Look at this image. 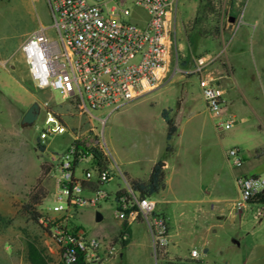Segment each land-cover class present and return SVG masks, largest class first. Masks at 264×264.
Listing matches in <instances>:
<instances>
[{"label": "rangeland", "instance_id": "374dc122", "mask_svg": "<svg viewBox=\"0 0 264 264\" xmlns=\"http://www.w3.org/2000/svg\"><path fill=\"white\" fill-rule=\"evenodd\" d=\"M87 1L102 4L103 10L107 11L117 0ZM211 1L220 6L221 31L217 38L212 34V13L198 14L197 23L192 22L205 0H178L170 45L177 70L157 88L109 113L106 109L92 112L105 118L102 126L96 120L91 122L112 178L99 185L107 194L106 199L99 202V210L91 205L78 207L76 210H81V214L70 219L69 226H75L86 235L114 230L117 223L112 217L114 192L127 191L130 178L145 179L152 163L164 159L167 163L164 169L166 186L160 194L168 200L173 214L191 226L193 223L199 226L201 222L219 225L217 234L211 233L206 237L200 264H250L253 249L258 245L262 247L258 256L264 264V208L261 204L242 209L234 207V198L239 195L235 174L241 166L232 165L224 155L230 147L237 146L245 163L255 173L264 175V68L253 61V77L239 96L243 108L237 113V120L230 129L217 131L205 104L200 102L197 79L215 76L224 67L223 52L238 27L244 0ZM18 7L17 0H0V53L9 54L14 50L25 28L27 15L20 13ZM123 8L128 9L129 15H120L121 20L133 21L143 17L141 10L128 1L124 2ZM25 9L30 15L34 14L31 7ZM38 14L45 20L42 10H38ZM215 51L221 52L213 63L211 61L200 73L193 71L192 62L197 56H212ZM0 59L5 57L0 56ZM5 67L9 71L0 66V142L4 138L11 141L24 166L27 163L30 168L35 163L37 169L41 164L43 168L28 191L12 196L5 192L4 186L0 189L2 196L7 194V198L0 200V264H29L27 242L35 243L49 264H55L57 251L54 241L39 218L53 216L48 210L55 202L53 177L57 169L52 157L56 158L67 148L71 136L69 132L52 135L43 139L42 149L37 147L41 127L39 116L29 125L21 124L20 116L14 119L15 107L18 103L30 105L32 101L38 106L43 101L57 104L61 99L53 89L37 90L31 85L18 49L6 58ZM221 80L229 85L230 91L235 90L232 81ZM229 99L228 96L225 103ZM28 105L21 108L19 115ZM52 108L64 115L62 118L66 123L76 121L65 115L63 105ZM164 109L168 116H182V122L170 140L172 153L168 156L164 153L166 127L160 115ZM193 110L196 113L184 121L185 115ZM6 127L11 130L10 135L4 131ZM85 166L86 162H79V168ZM34 192L41 195L38 203L32 206L40 214L37 222L21 208ZM158 197L153 196L154 199ZM95 211L101 213L100 220H94ZM205 235V232L204 235L199 232L179 237L178 252L185 255L192 247L200 250V242L205 241ZM164 249L165 246L157 248L156 252ZM151 262L162 264L153 259ZM139 264H145L144 260ZM163 264L170 263L165 261Z\"/></svg>", "mask_w": 264, "mask_h": 264}, {"label": "built area", "instance_id": "2783aa9c", "mask_svg": "<svg viewBox=\"0 0 264 264\" xmlns=\"http://www.w3.org/2000/svg\"><path fill=\"white\" fill-rule=\"evenodd\" d=\"M42 1L49 14V24L26 34L17 49L31 85L37 90L53 89L61 99V103L43 101L38 106L39 144L42 145L46 137L64 132L70 133L71 140L59 156L52 157L57 169L53 177L55 202L48 210L53 216L41 217L39 222L47 227L54 241L55 264H73L78 259L83 264H109L117 255L123 236L117 242L106 241L73 231L69 226L74 210L83 205L95 206L107 197L99 186L90 194H84L83 182L92 174L98 185L111 178L107 163L103 168L91 163V149L101 151L106 159L91 122L96 120L102 126L105 118L92 112L106 109L109 113L157 88L177 70L170 45L178 0H117L107 11L102 4L87 0ZM125 1L140 9L143 17L121 20L120 15H129L128 9L123 8ZM214 59L213 55L196 57L193 71L200 73ZM197 86L215 128L218 131L230 129L235 118L224 116L221 87L206 76L197 79ZM56 105H63L65 115L76 121L66 123L64 115L52 108ZM75 142L86 151L82 153ZM241 154L239 147L232 146L225 155L232 165L240 166ZM74 160L90 162L81 176L74 175ZM235 181L239 190L234 199L236 209L244 208L253 195L264 189V175L259 173L237 174ZM124 192L115 200L113 217L134 220L140 216L148 228L154 250L166 246L167 223L163 216L155 213L151 197H139L129 187ZM204 248L191 249L190 257H196Z\"/></svg>", "mask_w": 264, "mask_h": 264}, {"label": "crops", "instance_id": "0c3cea01", "mask_svg": "<svg viewBox=\"0 0 264 264\" xmlns=\"http://www.w3.org/2000/svg\"><path fill=\"white\" fill-rule=\"evenodd\" d=\"M17 4L20 7V13L22 12L23 14L25 13L27 15L26 16L27 21H26V25H24L25 28L23 29L18 42L14 46V50H12L9 54H6L5 52L0 53V56L5 57V59H0V66L5 70H8L5 67L6 58L11 56L17 50L24 36L29 32L37 29L39 26L48 25L50 21L47 8L42 0H37V1L17 0ZM27 7H31L34 10L33 15H30L28 11L25 9ZM38 10L43 11L45 15V20L41 19L40 15L38 14ZM228 28H231V26H229ZM221 51L212 52V55L215 56V59L212 61V63L216 60V58L218 57ZM223 53L225 60L224 67H221L219 69L217 75L215 76L206 75V77L213 78L214 82L221 87L222 98L224 100V103L228 99V96L230 97L229 101H227V103L224 104L225 105L224 116L225 117L233 116L236 121L238 118L237 113L241 111L243 108L242 104L239 101V96L242 93L243 88L248 87L250 83L249 79L253 77L252 76L253 61L255 60L259 66H263L264 68V0L243 1L238 27L236 31H234L232 38L228 40V44ZM205 55H209V54H205ZM205 55H200V56H205ZM192 66H193V62H192ZM221 79H223L224 82L232 81L235 90L232 89V91H230L228 89L229 85L227 83L223 84V81ZM199 94H200V90H199ZM200 102H203L205 104L203 98L200 99ZM25 105L28 104L25 103L17 104V106L15 107L14 119H16L18 116L20 117L22 116L23 113L19 115L20 110ZM205 108H206V104H205ZM194 111L195 110H193V112H188L187 115H185L186 120L184 119V121H187L190 115L192 114L194 115V113H196ZM206 111L208 112L207 108ZM209 116L213 120L210 114ZM169 117L173 122V124L175 125L177 131L178 124H181L182 122L181 121L182 116H180L179 118H174L173 116L172 117L169 116ZM4 131L7 132V135H10L11 130L9 127H6ZM16 150L17 148L8 139L4 138L0 142V189H2L1 187L4 186L5 192L7 194L10 193L12 196L18 195L23 190L28 191V189L34 183L40 171V168L37 169L35 163L31 164L30 168L28 167L27 163L24 166V163H22V159L20 158V156L17 155ZM171 153L168 155H171ZM225 154H227V151H225ZM242 160H243L242 165H240L241 167L237 170V174L255 173L253 168L249 167V165L245 163L243 156H242ZM84 162H86L85 167L79 168V163L75 165L74 175L81 176L82 172L85 169H88L87 167L90 165V162L89 161L88 162L84 161ZM166 165H167L166 161L162 159L161 166L163 167V172ZM237 174H235V176ZM147 177L148 174L145 179H139L137 177H132L130 179H139L145 181ZM163 181H164L163 189L160 190L158 193L154 194V195H159V197L157 199H154L153 198L154 195H153L151 199L154 201L155 213L163 216L167 223L168 243L165 246V249L163 250V252H156V250H154L151 243V238L148 228L140 216H137L134 220H117L113 217L112 214L113 219L117 221L115 229L110 230L104 234L98 231L92 235L102 238L103 240L106 241L111 240L113 242H117L115 238L118 236V233L122 232L121 236L124 237L123 239L124 243L119 248L117 255L110 260L109 264H139L140 260H144L145 264H151L152 259L154 261H159L162 264L165 263V261L170 264H200L201 263V255H203V252H200L196 257H190L189 253L184 255L178 252L179 243H180L179 237L186 236L187 234L196 235L199 232L203 233L204 235L205 232L206 233V235L204 236L205 241L203 242V240H201L199 247V248H204L205 246L203 245H206L205 244L207 240L206 237H208L211 233L217 234V227L219 225L214 222H210V223L201 222L199 226H197L195 223H193L191 226L188 225L187 222L181 221V219L177 218V216L174 215L171 209L169 208L168 206L169 202L166 199V197H162L160 194L165 189L166 186L164 177H163ZM83 185H84L83 191L84 194L86 195L90 194L99 186L98 183L96 182V178L94 174H92L91 178L88 181L83 182ZM7 194H4V196H2L0 193V200H3V198H7L6 197ZM112 201L114 204L115 203L114 195ZM98 204L95 206L92 205L91 206L96 210H99ZM250 205L253 204L248 203L244 208H247ZM261 206H263L264 208V205ZM95 212H98L100 214V219H101L102 218L101 213L99 211H95ZM95 212H94V217H95ZM80 214H81V210H76L73 217H76L77 215ZM70 228L71 230L76 232L80 231L75 226ZM261 248L262 247L260 245L254 247L252 255L250 257V264H263V262L261 261L262 259H260V257L258 256ZM191 249H193V247ZM204 255H206V253ZM100 264H107V263L102 262Z\"/></svg>", "mask_w": 264, "mask_h": 264}, {"label": "trees", "instance_id": "16d2710c", "mask_svg": "<svg viewBox=\"0 0 264 264\" xmlns=\"http://www.w3.org/2000/svg\"><path fill=\"white\" fill-rule=\"evenodd\" d=\"M210 3V4H209ZM219 5H217L215 2H212L211 0H205V4L203 8L200 10L198 9L195 13V16L192 20L194 24L197 23L196 18L198 14L206 13L207 15L211 14L214 15V24H213V38H217L220 34L221 27H220V9ZM203 31V30H201ZM204 32V31H203ZM199 57V56H197ZM162 119L164 120V123L166 125V132H165V144H164V153L166 155L171 153V145L170 140L172 136L174 135L176 131V127L171 121L170 117L167 114V110H162L160 113ZM76 148H78L82 153H84L86 150L78 144V142L74 143ZM39 149L43 148V145L38 144L37 146ZM91 155V163H95L99 168L105 167L106 159L101 153V151L97 149H91L90 152ZM78 162L76 160L73 161V166ZM43 168V164L40 165V170ZM45 169H49L45 167ZM164 172L163 167L161 166V160H157L153 163V165L150 168V171L148 173V177L145 181L139 180V179H130L129 180V188L133 193L142 194L144 197H152L154 194L158 193L160 190L164 187ZM97 182V181H96ZM120 194H125L122 190H117L114 193V199L118 197ZM41 195L38 193H32L28 196V200L25 204L21 206L22 211L30 217L31 220L34 222L38 221V218L40 217V214L36 212L33 209V205L37 204ZM249 204H261L264 205V189L262 191H259L253 197H251L248 200ZM122 232L118 233V236L115 238L117 240L120 238ZM124 241H120V247L123 245ZM26 251H27V259L29 261V264H49L48 258L44 255L41 248H39L35 243L33 242H27L26 244ZM160 252V251H157ZM73 264H83L80 259H78Z\"/></svg>", "mask_w": 264, "mask_h": 264}, {"label": "water", "instance_id": "95a60500", "mask_svg": "<svg viewBox=\"0 0 264 264\" xmlns=\"http://www.w3.org/2000/svg\"><path fill=\"white\" fill-rule=\"evenodd\" d=\"M230 20L232 21L233 18L231 17ZM38 114V105L37 102H32L27 108L26 110L23 112L21 119H20V123L21 124H31L36 116ZM139 197H143L142 194H138ZM94 219L97 221L100 219V214L98 212H95V217Z\"/></svg>", "mask_w": 264, "mask_h": 264}]
</instances>
